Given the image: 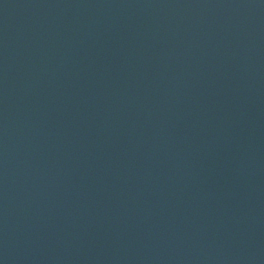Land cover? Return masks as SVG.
<instances>
[{"label": "water", "instance_id": "water-1", "mask_svg": "<svg viewBox=\"0 0 264 264\" xmlns=\"http://www.w3.org/2000/svg\"><path fill=\"white\" fill-rule=\"evenodd\" d=\"M0 264H264V0H0Z\"/></svg>", "mask_w": 264, "mask_h": 264}]
</instances>
